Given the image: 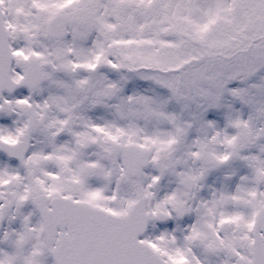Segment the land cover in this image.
Listing matches in <instances>:
<instances>
[{
  "label": "snow or ice",
  "instance_id": "snow-or-ice-1",
  "mask_svg": "<svg viewBox=\"0 0 264 264\" xmlns=\"http://www.w3.org/2000/svg\"><path fill=\"white\" fill-rule=\"evenodd\" d=\"M0 264H264V0H0Z\"/></svg>",
  "mask_w": 264,
  "mask_h": 264
}]
</instances>
